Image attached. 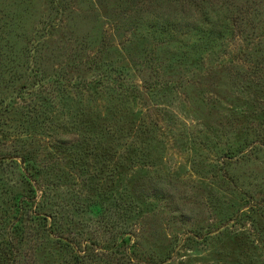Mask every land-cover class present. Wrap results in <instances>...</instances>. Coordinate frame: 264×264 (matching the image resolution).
I'll return each mask as SVG.
<instances>
[{
  "label": "rangeland",
  "instance_id": "rangeland-1",
  "mask_svg": "<svg viewBox=\"0 0 264 264\" xmlns=\"http://www.w3.org/2000/svg\"><path fill=\"white\" fill-rule=\"evenodd\" d=\"M11 223L16 264H264V0H0Z\"/></svg>",
  "mask_w": 264,
  "mask_h": 264
},
{
  "label": "trees",
  "instance_id": "trees-1",
  "mask_svg": "<svg viewBox=\"0 0 264 264\" xmlns=\"http://www.w3.org/2000/svg\"><path fill=\"white\" fill-rule=\"evenodd\" d=\"M21 166L23 168V170L27 171L30 168H33L31 163L23 158L21 160ZM30 172V171H29ZM28 174V175H27ZM26 175L23 172V175L26 176V178H28L29 180L31 179H35V177H37L38 172H30L27 173ZM13 206H15L14 210L17 213L19 212H23L27 201H25V206L22 209L21 205L19 203L20 200V196H17L15 198H13ZM38 218H40V215H37L35 217L34 220H37ZM22 225H15L14 223H11L10 225H7V230L4 233V237L2 238V240L0 241V264H16L17 262V258H18V251L16 249V251H14L13 249V245L15 243H20L23 240V235H24V231L23 228L21 227ZM129 242V239H124L123 243ZM122 246V245H121Z\"/></svg>",
  "mask_w": 264,
  "mask_h": 264
}]
</instances>
